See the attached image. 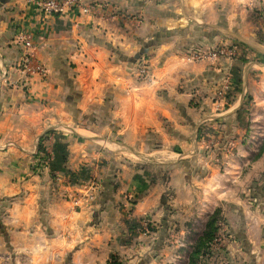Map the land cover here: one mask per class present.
<instances>
[{
  "label": "crops",
  "instance_id": "1",
  "mask_svg": "<svg viewBox=\"0 0 264 264\" xmlns=\"http://www.w3.org/2000/svg\"><path fill=\"white\" fill-rule=\"evenodd\" d=\"M87 1L91 14L48 16L0 0V264H64L68 253L69 264H98L131 245L127 208L158 233L163 188L187 189L191 164L197 184L215 186L200 200L227 216L234 264H264V0ZM22 29L43 75L17 66ZM232 41L234 59L185 58ZM137 53L144 77L129 62ZM208 120L215 133L198 137Z\"/></svg>",
  "mask_w": 264,
  "mask_h": 264
},
{
  "label": "rangeland",
  "instance_id": "2",
  "mask_svg": "<svg viewBox=\"0 0 264 264\" xmlns=\"http://www.w3.org/2000/svg\"><path fill=\"white\" fill-rule=\"evenodd\" d=\"M111 9V12L107 13V17L118 16L119 13H121L117 8ZM126 15L129 16L127 19H132L133 17L128 14ZM235 45H237V43L235 44V42L233 43L232 41L230 43H218L206 49L201 46H196L194 48H200L206 51L213 50L215 48L226 49L234 47L233 49L235 54L233 57H231V55H221L218 57L234 59L236 58V48L239 43L237 46ZM146 59V53H137V55L133 57V59L131 58L129 61L134 64L133 68L137 70L139 77H141L140 67L141 65L146 64ZM129 66H132V64L129 63ZM229 82L230 86L226 92V98L229 91L233 89L231 78ZM216 89L212 99L216 106L219 104L220 107L224 105L225 101L222 102L216 100ZM220 103H222V105H220ZM209 121L213 120L204 121V126L202 125L203 128L198 129V137H200V135H207V137H210V135L215 133L214 130H212V127H209V125L211 126ZM206 124L207 130L204 128L206 127ZM246 125L243 124V131H245V134L247 132L249 134V128ZM208 141L209 142L206 144V151L210 150V152H212V159V157L215 158V154L218 153L219 148L214 150L216 143L215 140L209 139ZM220 144L221 143H219V145ZM263 146L264 138L261 141L259 148H264ZM189 168L190 169L188 170L187 174L189 176L192 174L193 180L190 182L186 181V186L188 185L187 189H183L181 186L182 184L175 181H173V186L171 185L172 187L170 186L169 188H163V191L165 190L163 192V195H165L164 199H166L164 205H170V208H167L165 213L164 223H166V225L163 228L160 227L161 224H163L161 221V216L158 217V221L156 222L157 226H159V231L162 232L161 235L163 238L153 240L152 237H155L159 231L158 233L156 232L152 234L153 230H155V226L153 225V220L148 213L137 216L131 213V208H127V211H124V213L127 214V218H124V225L128 230V236L126 239L128 244L131 245L125 249L124 247H121L119 250H114V252H111V254L108 255H101L100 253L96 254V256H98V264H188L191 252L193 251L194 246L197 244L205 229L207 219L215 211V209L220 210V215L218 217L219 219L216 223L217 229L214 232L213 238L207 243V246L203 248L199 254L197 264H234L236 262L235 260L231 259L233 250L229 245L232 242L231 240L233 236L227 216H223L221 206H216L214 208L212 207L213 204H211V202L209 203L210 205H203L200 200L208 196H211L212 198L214 194L211 193L215 192V186H207L204 188L203 186L206 183L205 180L199 182L200 184H197L195 181L197 178L195 176H201L203 173H200V170H197L199 167L195 165L191 164L189 165ZM164 174L165 178H163V180L167 182V171ZM198 180L202 179L198 178ZM202 182H204L203 186ZM240 193L246 196L248 195V189L243 185ZM167 201H175V204H168ZM147 242L149 246L144 248ZM69 255L70 253H68V256L65 257L64 264H69ZM246 262L247 261L241 262L240 264H245Z\"/></svg>",
  "mask_w": 264,
  "mask_h": 264
},
{
  "label": "built area",
  "instance_id": "3",
  "mask_svg": "<svg viewBox=\"0 0 264 264\" xmlns=\"http://www.w3.org/2000/svg\"><path fill=\"white\" fill-rule=\"evenodd\" d=\"M34 9L38 12L48 15H88L91 14L96 9V4L87 0H26ZM15 41L20 46V55L17 61V66L21 68L24 72L28 74H38L43 75L45 69L40 63H34V40L32 34L29 31L22 29L18 31L15 36ZM234 47L232 48H215L213 50H202L200 48H191L185 55L188 61H197L203 58L217 59L221 55L234 56ZM145 64L140 67L141 77L146 76ZM230 76L226 75L223 78V82L216 89V100L225 101L226 92L230 86ZM45 161H40V163L45 164ZM39 163V164H40ZM144 220V218H143Z\"/></svg>",
  "mask_w": 264,
  "mask_h": 264
},
{
  "label": "trees",
  "instance_id": "4",
  "mask_svg": "<svg viewBox=\"0 0 264 264\" xmlns=\"http://www.w3.org/2000/svg\"><path fill=\"white\" fill-rule=\"evenodd\" d=\"M262 149L263 148L261 147L259 152ZM219 215H220V210L219 209H215V211L208 217L207 222L205 224V229H204V231L202 233V236L198 240L197 244L194 246L193 251L191 252L188 264H197V260H198L199 254L201 253L203 248H205L207 246V243L214 236V232L217 229L216 223H217V220L219 219L218 218Z\"/></svg>",
  "mask_w": 264,
  "mask_h": 264
}]
</instances>
